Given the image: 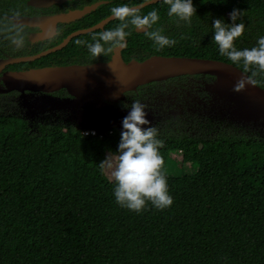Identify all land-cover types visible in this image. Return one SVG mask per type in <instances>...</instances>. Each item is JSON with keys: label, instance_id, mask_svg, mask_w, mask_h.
Instances as JSON below:
<instances>
[{"label": "trees", "instance_id": "trees-1", "mask_svg": "<svg viewBox=\"0 0 264 264\" xmlns=\"http://www.w3.org/2000/svg\"><path fill=\"white\" fill-rule=\"evenodd\" d=\"M193 5L172 49L233 64L264 89V68L232 61L212 39L219 18L244 24L236 49L257 46L264 0ZM157 134L173 202L136 212L115 202V181L100 166L116 156L118 130L33 129L17 114L0 115V264H264V131L233 123L204 138ZM175 155L182 159L173 165Z\"/></svg>", "mask_w": 264, "mask_h": 264}, {"label": "flooded vegetation", "instance_id": "flooded-vegetation-1", "mask_svg": "<svg viewBox=\"0 0 264 264\" xmlns=\"http://www.w3.org/2000/svg\"><path fill=\"white\" fill-rule=\"evenodd\" d=\"M162 2L165 0L151 4L160 5L152 8L159 12L156 23L137 26L130 22L131 15L142 16L152 10L132 9L142 4L139 0H0V115L17 114L33 129L48 124L81 129L105 125L91 124L95 121L85 114L90 107L105 109L99 115L104 119L122 120L132 101L138 100L145 105L147 119L158 133H184L204 138L217 133L222 125L226 128L233 124L220 115L218 97L213 90L217 78L209 74H184L146 83L123 94L100 97L92 105L90 100L76 95L84 94L82 90L72 87L74 91H71V83L62 80L41 81V87L50 86L51 91H33L28 88L32 83H22L21 90L7 91L12 86L10 75L16 73L109 64L120 58L127 64L143 62L153 56L199 58L177 54L172 45L158 48L148 37L149 31L159 30L174 39L175 46L188 29V21L169 17L167 8L161 7ZM120 5H127L131 10L124 20L112 12ZM120 23H127L125 45L120 47L106 42V50L93 56L88 45L99 39L101 32ZM42 96L69 100L72 107L28 115L27 104ZM115 112L122 115L114 117ZM244 126L264 131L262 127ZM117 127L122 125H114L113 130Z\"/></svg>", "mask_w": 264, "mask_h": 264}, {"label": "water", "instance_id": "water-1", "mask_svg": "<svg viewBox=\"0 0 264 264\" xmlns=\"http://www.w3.org/2000/svg\"><path fill=\"white\" fill-rule=\"evenodd\" d=\"M158 1L162 0H150L132 9H142ZM184 74L216 76L217 80L213 90L218 97L220 115L236 124L253 125L264 129V89L238 67L215 59L153 56L143 62L132 61L127 64L120 58L109 64L16 73L10 75L12 86L7 91L21 90L22 83H32L28 88L33 91H51L50 86L41 87V81L51 83L54 80H62L71 83V91L82 90L84 94L76 93V95H82L84 99L90 100L91 104L100 97L109 98L111 94H123L127 90L146 83ZM70 107L72 103L69 100L42 96L34 98L26 108L28 115H34ZM104 110H95L94 107H90L85 112L86 116L90 115L91 120L95 121L91 124H105L104 126L90 125L81 130L95 131L97 136L104 137L113 131L114 125L121 124L122 120L119 118L109 121L99 116ZM117 114L119 117L122 115L120 112H115L113 116ZM121 128L117 127L116 130L121 133Z\"/></svg>", "mask_w": 264, "mask_h": 264}, {"label": "clouds", "instance_id": "clouds-1", "mask_svg": "<svg viewBox=\"0 0 264 264\" xmlns=\"http://www.w3.org/2000/svg\"><path fill=\"white\" fill-rule=\"evenodd\" d=\"M168 5L167 14L178 20L189 21L195 7L193 0H165ZM240 10L233 9L230 18L234 22ZM113 15L124 20L130 15L127 5H120L112 9ZM159 12L152 9L144 15H131L130 22L137 26L154 24L159 20ZM212 39L216 42L221 54H226L232 61L243 59L245 64L256 63L264 68V36H260L257 46L252 48L236 49L233 41L244 31L243 23L226 24L224 20L214 18ZM127 23H120L114 28L99 34V39L88 45V51L93 56L101 55L106 49L104 44L123 47L128 32ZM148 37L158 48L171 46L175 40L162 34L159 30L149 31ZM77 43H80L77 41ZM110 50V48L108 49ZM120 140L117 145L115 162L110 155L101 161V168L110 169L114 179L113 196L115 202L129 210L140 212L148 202L157 209H164L173 202L168 190L167 176L162 172L163 156L159 146L157 129L147 119L145 105L133 100L130 109L121 121ZM147 125V127H144Z\"/></svg>", "mask_w": 264, "mask_h": 264}, {"label": "rangeland", "instance_id": "rangeland-1", "mask_svg": "<svg viewBox=\"0 0 264 264\" xmlns=\"http://www.w3.org/2000/svg\"><path fill=\"white\" fill-rule=\"evenodd\" d=\"M113 157V159H114V162H115V157L114 156H112ZM182 159V156H180V155H175V156H173L172 157V163H173V165H176V161H180ZM178 163V162H177ZM106 170H107V174H108V176H109V179L110 180H114L112 177H111V175H110V169H108V168H106Z\"/></svg>", "mask_w": 264, "mask_h": 264}, {"label": "built area", "instance_id": "built-area-1", "mask_svg": "<svg viewBox=\"0 0 264 264\" xmlns=\"http://www.w3.org/2000/svg\"><path fill=\"white\" fill-rule=\"evenodd\" d=\"M82 134L83 135H89V134L96 135V132L95 131H82Z\"/></svg>", "mask_w": 264, "mask_h": 264}]
</instances>
